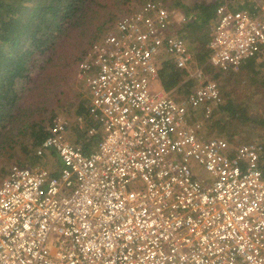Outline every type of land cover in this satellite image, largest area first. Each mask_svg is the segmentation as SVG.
<instances>
[{"label":"built area","instance_id":"2783aa9c","mask_svg":"<svg viewBox=\"0 0 264 264\" xmlns=\"http://www.w3.org/2000/svg\"><path fill=\"white\" fill-rule=\"evenodd\" d=\"M223 1L204 66L180 33L193 15L161 0L90 48L87 114L56 116L36 150L59 165L0 184V264H264V144L207 137L223 97L205 69L264 57V0ZM166 64L195 86L183 99L152 90Z\"/></svg>","mask_w":264,"mask_h":264},{"label":"trees","instance_id":"16d2710c","mask_svg":"<svg viewBox=\"0 0 264 264\" xmlns=\"http://www.w3.org/2000/svg\"><path fill=\"white\" fill-rule=\"evenodd\" d=\"M133 1L142 5L129 8ZM144 1L0 0L1 164L12 158L16 149L26 154L35 150L33 160H38L36 150L48 137L47 127L56 117L57 110L71 106L73 79L88 51L120 17L137 12ZM216 7L213 3L198 6L201 13L189 25L192 31L180 32L190 40V46L202 40L198 56L201 63L209 54L210 18ZM108 13L110 15L104 17ZM195 25L197 28L193 29ZM254 60L246 63H251L248 68L254 65ZM261 66L264 71V64ZM232 73L213 72L214 79L224 83L223 88L227 87ZM185 77L186 72L177 70L172 64H166L160 70L161 84L167 91L177 87ZM221 94L227 102L215 110L211 122L220 112L225 118L215 120L207 133L215 130L232 137L231 129H237L240 124L264 131V113H256L250 104L236 102L229 92ZM87 108V104L81 105L77 111L87 114ZM28 139L33 141L31 150L25 144ZM97 142L98 137L87 140L85 135L78 136V143L87 150L95 148ZM0 171L4 177L10 170L6 171L2 166Z\"/></svg>","mask_w":264,"mask_h":264},{"label":"rangeland","instance_id":"374dc122","mask_svg":"<svg viewBox=\"0 0 264 264\" xmlns=\"http://www.w3.org/2000/svg\"><path fill=\"white\" fill-rule=\"evenodd\" d=\"M147 1L149 0H145L143 2V5ZM161 1L167 6L169 5L173 8L180 9L187 14H192L193 18L201 13L200 8H198V6H202V5L210 4V3H213L214 5L215 4L219 5L222 2H224L223 0H161ZM235 2H239V1L235 0ZM140 4L141 3H139L138 1H133L132 3L129 4V8L134 7L136 5L139 6ZM109 15L110 13L106 14L104 17L109 16ZM212 17L210 18L211 20H212ZM194 19H192V22ZM95 23H96L95 24L96 26L98 21L96 20ZM189 25L182 28L180 32L189 33V31H192L191 29L189 30V27H190ZM196 25L194 26L193 29L197 28ZM209 28L211 32V23H210ZM187 40L189 43L190 40L189 39ZM201 41L202 40L199 39L198 42L194 46H191V49L196 56V66H204L206 62L204 61L201 63L198 59ZM254 61L255 63L254 65L252 64L251 67L249 68L247 67L249 64H251V63H248L244 65L246 66V68L243 66L240 68L238 72L232 73L233 76H231V80L228 81L226 88H223L224 83L219 82L214 79L213 72H215L216 70H211L208 66H206L205 69H206V72L209 78H211L212 80L218 83L221 92L223 91L229 92L231 94V98H234L236 102L244 103L247 105L250 104L251 108L255 110L256 113H264V71L262 70V66H261L262 64H264V57L260 56ZM77 73H78V70H76V73L73 79V88L70 90V91L74 90L73 94L70 92L71 106H66L63 109L57 110L56 116L62 115L72 120L74 119L76 115L79 114L77 111L78 107L81 105L88 104L87 102L88 94L86 92V88L84 84L78 80ZM161 87L163 86L160 81L155 82L152 87V90L158 91L161 89ZM194 87L195 86H193L191 81L189 83L187 82V76H186L184 80L177 87L173 88L169 92H171L172 95L176 97L177 99H183ZM224 101L225 103L227 102L226 97L223 99V102ZM220 118L221 119L225 118L223 112L218 113V116L214 117V120L212 122L210 120V122L207 125V129L209 130L211 128L215 120L216 122H218V120H221ZM231 130L233 131L232 137H230V135H228L227 133L219 134L215 130H212L211 133L210 131H208L207 134H209L210 137H217V138L224 139L235 146L246 144L248 141L259 142V143L264 144V131L254 129L251 127V125L243 126L242 124H240L238 125L237 129H231ZM74 135L77 136L75 133ZM16 140L19 141V143H22L21 139L16 138ZM25 144L28 146L29 150L32 149V144H33L32 139H28ZM34 152H32V154H28V153L26 154L25 152H22L21 149L19 151L16 149V151L13 153L12 158H10L8 161L5 160L2 164L0 163V170H1V167L3 166V167H6V171H8L14 165H24L28 167H34L36 165H43L44 167H47L51 170H54L58 166L56 164H53L54 161H56V158L53 160L49 158L46 162L42 160H37V161L33 160ZM1 174L2 172L0 171V184L7 176L6 175L4 177H1Z\"/></svg>","mask_w":264,"mask_h":264},{"label":"crops","instance_id":"0c3cea01","mask_svg":"<svg viewBox=\"0 0 264 264\" xmlns=\"http://www.w3.org/2000/svg\"><path fill=\"white\" fill-rule=\"evenodd\" d=\"M56 158H57V161H58V163H59V158L57 157V156H55ZM59 165V164H58Z\"/></svg>","mask_w":264,"mask_h":264}]
</instances>
